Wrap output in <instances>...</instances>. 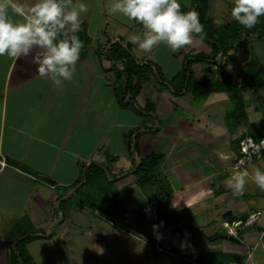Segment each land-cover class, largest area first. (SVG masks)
I'll use <instances>...</instances> for the list:
<instances>
[{
	"label": "crops",
	"instance_id": "0c3cea01",
	"mask_svg": "<svg viewBox=\"0 0 264 264\" xmlns=\"http://www.w3.org/2000/svg\"><path fill=\"white\" fill-rule=\"evenodd\" d=\"M85 23L81 18V27L85 28L82 34L93 39L97 46L94 49L88 45L80 52L73 79L62 81L59 86L50 78L38 76L31 57L16 60L0 57V264H18V251L26 264H38L36 243L52 241L54 237L49 239L46 234L55 221L58 229L65 226L67 216L69 222L61 231V238L68 239L66 231H72L76 225L71 213L72 201H77L80 187H87L86 181L81 186L79 182L94 162L107 169L113 180L118 179L114 184L117 193L114 202L119 208L104 209L102 221L120 233L131 232L122 211L149 214L150 219L151 213L152 225L163 222L161 228L166 229L162 234L156 233L161 236L159 240L146 243H155L158 251L176 255L175 246L164 247L171 234L166 227L171 226L168 223L178 225L174 232L192 231L197 239L201 237L199 229H203L202 232L211 228L220 230L224 229V223L247 222L233 240H229L226 232L222 236L215 235V242L207 245L209 252L198 256V264H207L203 259L207 255L215 257L209 260L212 264H264V239H260L264 231V191L254 193L255 183L251 179L257 168L264 171L261 146L264 118L257 119L251 114L249 109L255 107L256 112L259 109L254 104L249 108L246 102L250 101V95L257 97L264 89L254 93L250 88L244 93L246 116L233 126L220 119L215 122L212 117L215 108L228 107V94L212 93L204 101L203 119L185 121L183 117H175L173 109L177 102L171 100L167 88L153 78V84L165 97H157V89L153 88V93L143 98L144 86L135 97L136 104L142 109L155 106V114L142 115L119 105L110 79L114 65L106 55L109 48L94 38L96 34L92 29L89 31ZM104 24L101 37L105 35ZM241 50V56L246 53L244 64L251 67V71L246 76H232L238 83L264 67V39L250 40ZM151 63L158 66L156 62ZM176 66V75H166L168 79H164L174 81L183 73V62ZM167 113L173 118L167 120L170 125L164 129ZM154 130L158 133L147 132ZM239 140H242L241 145L253 141L255 146L250 148L249 155L241 153V145L238 153ZM152 154L163 157L160 168L170 191L165 197L159 196L155 188H142L132 174L134 160ZM243 169L249 172V178L243 190L245 195L241 196L240 192L229 188L226 181ZM87 192L89 195L88 189ZM251 192L253 195L249 196ZM161 201L166 205L161 207ZM255 203H262L263 207L255 210L252 208ZM112 234H116L114 229ZM105 235L100 233L94 239L103 257L108 256L110 248ZM29 236L34 238L19 243ZM202 238L212 239L204 232ZM99 240L101 243H97ZM248 254L252 255L249 261ZM41 259L44 260V256Z\"/></svg>",
	"mask_w": 264,
	"mask_h": 264
},
{
	"label": "rangeland",
	"instance_id": "374dc122",
	"mask_svg": "<svg viewBox=\"0 0 264 264\" xmlns=\"http://www.w3.org/2000/svg\"><path fill=\"white\" fill-rule=\"evenodd\" d=\"M66 3H75L76 0H65ZM87 5V12L83 13L81 18H84L85 26L86 28H89V31L92 29V33L96 34L94 38H96L100 44H104V47L107 46L110 48V46L115 43L119 42L118 38H121L123 47L131 48L132 55L140 62V65H146L148 62H156L158 66L161 67V70L159 68V72L161 73V76L163 78L166 77V75L172 77L176 74H174L177 69V63H182L184 59L188 56H197L200 54H204L209 56L211 54V48L199 37L194 38L193 43L191 45H188L182 49L177 50L176 52L171 51L166 45L161 44L153 48V50L150 53H143L137 50L136 46L130 43L129 37L131 35L136 34H142L143 28L142 25L135 23V22H129L126 18L120 16V15H109L108 14V6L110 3V0H82ZM181 3V10L184 12L187 11H199L197 12L199 15V19H201L200 14L202 11H205L204 14V22L208 20H212L214 24H216L217 27L221 28L224 24H230L234 20L230 16V11L232 7V0H180ZM201 22V20H200ZM105 23V24H104ZM202 23V22H201ZM104 24V32L105 35L101 37V31L102 26ZM98 25L100 27H98ZM204 26V35H206V32L212 31L210 26L206 27ZM84 27L80 28V35H83ZM99 30V31H98ZM206 30V31H205ZM98 31V35H97ZM87 32V30H86ZM117 34V36L115 35ZM116 36V37H115ZM93 40V39H91ZM111 43H109V42ZM108 44H110L108 46ZM89 48H96V44L91 43L88 44ZM94 46V47H93ZM244 49V48H242ZM242 50L238 53L233 52L229 53L227 56V65L225 68V72L231 76L235 75H248V71H251V67H246V53L242 54ZM106 55L109 57L108 49L106 51ZM179 61V62H177ZM112 63V62H111ZM245 63V64H244ZM153 64V63H152ZM224 65V60L222 59V66ZM244 66V67H243ZM215 68V67H214ZM193 69L196 71L194 74V79L192 84L197 83L201 77H207L209 71L213 69V66L207 65V64H193ZM192 69V70H193ZM261 69V67L259 68ZM216 74H218V77L216 79L222 80L220 76V71H217V69L214 70ZM174 74V75H173ZM111 84L114 85L115 91H119L120 85L117 83L118 76L114 75L111 76ZM168 79V77H166ZM165 79V80H166ZM183 73L176 78L175 81H172V83L169 85V87H166L168 92L170 93L171 100H174L177 102L178 105H176V108L173 109L175 117H183L185 121H193L194 119H203L204 111L206 103H204L203 99L195 98V95L192 93H186L184 89L185 81L183 80ZM121 81V80H120ZM170 82V81H169ZM159 84V83H158ZM160 85V84H159ZM132 86L138 87L140 91L143 90V88L146 89L144 93H142L144 97H147V94L153 93V88L157 89V97L164 96L160 94V88H156V85L153 84V77L149 76L148 79L140 80L137 77H134L132 79ZM145 86V87H144ZM182 88V94L180 97L176 96L180 89ZM211 94H207L206 98H209ZM161 97V98H162ZM165 97V96H164ZM259 97V98H257ZM257 97H253L250 95V101L247 102V106L250 108L252 104L256 105V107L259 109L257 112L255 110V107L249 109L251 114L256 115L257 119H263L264 118V92H260ZM130 99V96L126 97V100ZM162 100H165V98H162ZM181 102V104H180ZM244 104L245 100H244ZM216 106V105H215ZM232 105L229 104L228 107H217L215 108L214 113V119L215 122L220 119L226 123L230 121V118L227 116L229 115L228 111H231ZM246 109V105H245ZM248 110V111H249ZM202 111V112H201ZM204 112V113H203ZM234 113V112H233ZM173 114V115H174ZM170 114L167 113L166 118L164 120L165 126H169L170 123L167 122V120L173 118L169 116ZM180 115V116H179ZM210 117V119L212 118ZM175 118V120H176ZM222 118V119H221ZM163 119V118H162ZM218 122V121H217ZM165 129V128H164ZM166 133V132H164ZM245 144V143H244ZM252 145L249 144L248 148ZM250 150V149H249ZM142 158L145 156L142 155ZM230 175L229 177L231 176ZM84 184V181L81 183V185ZM252 184V183H251ZM80 185V186H81ZM106 188L101 189L100 187H89V186H82L80 187V191H78L77 201L73 199L72 204H74L72 207V214L76 220L75 228L72 231L66 233L69 234V237L67 240H65L64 236L61 238V231L63 229H66V224L69 222L68 216L66 217L65 226H63L61 229H58L59 226L58 222L55 221L53 226L50 228L48 233L46 234L49 239L53 238L52 241L47 242H38L36 243V254L38 264H198L200 263L197 261L199 258L198 256L205 254L206 252H209L208 246L210 242H215L214 240H204L202 238L203 232L208 238H214L215 235L222 236L226 232V235L230 238L231 236L227 234L228 232L224 229L220 230H201V237L198 236L197 239H194L193 232H174V230L178 229V225H172L174 223H168L166 226L169 227L168 231L171 232L170 237H168L167 241L164 242V247L167 246H175V249L177 251H173L176 255L167 254L166 251H158V248H155V243H150L156 240V233L153 231V216L150 213L151 219L148 217L149 214H146L144 216L140 215L139 212L137 213H131V212H124L122 211V215L124 220L126 221L125 224L128 226L129 230L136 233H129L126 231L124 234L119 232L117 229L113 228L111 225L107 224L106 222L102 221V214L103 210H107V207L112 210V207H118L117 202H114L116 199V189L114 187V184L106 185ZM87 189L89 191V195L87 192ZM252 189L255 192H262V189H260L256 184L255 186H252ZM148 190V189H147ZM264 191V190H263ZM88 195V196H87ZM245 194L242 192L241 196H244ZM249 195V194H248ZM246 195V196H248ZM253 192H251L252 196ZM88 199V200H87ZM251 199V198H246ZM83 201V203H82ZM89 201V202H86ZM166 202L161 201V207L165 206ZM255 205V206H254ZM252 208L255 210L262 208V203L260 204H254ZM97 212H96V211ZM140 211V210H139ZM83 212L88 215L86 217ZM138 214V215H137ZM120 216V211L117 214ZM179 216L182 215L178 214ZM128 218V222L127 221ZM219 223V219L217 220ZM57 222V223H56ZM23 224V223H22ZM21 224V228H22ZM24 225V224H23ZM247 225V222H244L240 229L245 227ZM129 226H133L134 228H131ZM224 226V224H223ZM236 226V224H235ZM235 226H232L233 230H235ZM57 228L55 231L52 230L53 228ZM231 227V226H230ZM18 228V229H21ZM113 229L115 230L116 234L113 235ZM165 227L159 228L158 233H161ZM238 231V230H237ZM236 230L235 235L238 233ZM92 233V236H89L88 234ZM65 233V234H66ZM100 233H106L105 235V241L110 248L108 249V256L103 257L99 255V247L100 245L96 246V242L94 241L95 237L97 235H100ZM134 239L132 238L134 235ZM162 234V233H161ZM53 235V236H52ZM45 237L44 235H38ZM132 236V237H131ZM237 236V235H236ZM46 237V238H47ZM227 237V238H228ZM101 240H99L97 243H101ZM144 241L143 243H141ZM148 242V243H146ZM66 243V245H65ZM183 245V247H182ZM208 245V246H207ZM72 250V251H71ZM45 254V255H43ZM44 256V260L41 259V257ZM39 258V259H38Z\"/></svg>",
	"mask_w": 264,
	"mask_h": 264
},
{
	"label": "clouds",
	"instance_id": "9594fccd",
	"mask_svg": "<svg viewBox=\"0 0 264 264\" xmlns=\"http://www.w3.org/2000/svg\"><path fill=\"white\" fill-rule=\"evenodd\" d=\"M87 10L82 0H0V57H31L39 77L50 78L57 86L71 81L83 47L77 33ZM108 14L142 25V34L131 35L129 41L143 53L161 44L176 52L194 38H204L198 13L182 11L180 0H110ZM230 16L251 29L264 16V0H232ZM246 178L249 172L243 169L226 183L242 193ZM251 179L264 190V171L257 168ZM152 227L158 233L163 222Z\"/></svg>",
	"mask_w": 264,
	"mask_h": 264
},
{
	"label": "trees",
	"instance_id": "16d2710c",
	"mask_svg": "<svg viewBox=\"0 0 264 264\" xmlns=\"http://www.w3.org/2000/svg\"><path fill=\"white\" fill-rule=\"evenodd\" d=\"M197 1V0H196ZM197 9L196 12H198ZM205 11H202L201 16V24L205 26H210L212 31L206 32L204 38L202 39L205 43L211 48V54L209 56L200 54L195 56H188L183 61V80L185 81L184 89L186 93H193L195 98H200L205 101L207 94L212 93H224L229 95L230 104L232 105V113L228 111L230 121L227 125L236 126L239 122L244 121L245 115V104H244V93L248 89H252L254 93H257L259 90L264 89V67H261L257 71L256 74L252 75L248 80H243L241 82H237L234 78L225 72V68L227 65V56L229 53L235 51L238 52L242 48H244L250 40L261 41L264 39V16H262L259 20V23L251 28H245L237 23L235 20L230 24H224L221 28L217 27L216 24L212 23V20H208L204 22V14ZM206 31V30H205ZM79 39L82 41L84 49L91 43V40L84 35H78ZM93 44V42H92ZM109 60L114 65L112 71L115 72V75L118 76L117 83L121 82L119 91L117 90L116 95L118 98L119 105L124 108H130L135 111H139L144 115L155 114V106L154 109H142L137 106L135 97L139 94L140 90L138 87L132 86V79L137 77L140 80H147L149 76H152L157 83H159L163 87H169L172 81L165 80L161 73L159 72V68L148 62L146 65H140V62L132 55L130 47H123L122 40L119 42L113 43L109 50ZM222 59L224 60V65L222 66ZM207 64L215 67L217 70H221L220 76L222 80L216 79L218 74L214 72L213 69L209 71L207 77H203L197 83L192 84L194 79L193 72V64ZM121 80V81H120ZM176 80V79H175ZM174 80V81H175ZM182 88L180 91L175 94L180 97L183 93ZM130 96V99L126 100V97ZM234 112V113H233ZM140 132V131H138ZM151 134L158 133V130L147 131ZM241 141L237 142L238 153L240 152ZM260 142V141H259ZM163 160V157L157 154H152L141 158L139 161H135L133 175L136 178L137 183L144 189L153 190L155 188L159 196L165 197L169 194V188L167 184V180L164 177L160 164ZM86 181L87 186L90 187H100L101 189L106 188V185L115 184L118 179H112L111 173L97 163H93L92 166L85 172V177L82 179ZM79 182V185L83 181ZM37 237V236H36ZM34 237L29 236L25 237L20 244L33 239ZM235 238L230 237L229 240H233ZM211 241H215L216 239H209ZM19 252V260L16 259L18 264H26V261L23 257V254ZM215 259L211 255H207L203 259H206L205 262L209 263V260ZM208 259V260H207ZM228 262V261H227ZM223 263V264H229Z\"/></svg>",
	"mask_w": 264,
	"mask_h": 264
},
{
	"label": "built area",
	"instance_id": "2783aa9c",
	"mask_svg": "<svg viewBox=\"0 0 264 264\" xmlns=\"http://www.w3.org/2000/svg\"><path fill=\"white\" fill-rule=\"evenodd\" d=\"M249 143L247 144H242L241 145V153L244 154V155H249L250 154V148H254V144H253V141H248ZM251 144L252 146L248 148V145ZM261 146L263 147L264 149V141L261 142ZM236 224V226H235ZM231 226V227H230ZM232 226H235V230H239L242 226V222H238V223H224V228L226 229V231L228 232L227 234H229L231 237L233 238H236V235H235V230H233ZM260 239L263 240L264 239V231L263 233L260 235ZM248 261L252 259V255L251 254H248ZM247 261V262H248Z\"/></svg>",
	"mask_w": 264,
	"mask_h": 264
}]
</instances>
